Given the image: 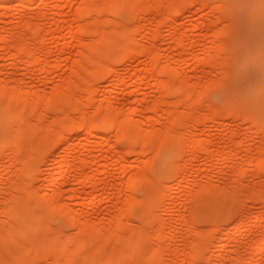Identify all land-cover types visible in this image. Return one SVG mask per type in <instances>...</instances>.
Segmentation results:
<instances>
[{
	"label": "bare ground",
	"instance_id": "1",
	"mask_svg": "<svg viewBox=\"0 0 264 264\" xmlns=\"http://www.w3.org/2000/svg\"><path fill=\"white\" fill-rule=\"evenodd\" d=\"M76 1L77 7L74 9L75 12L72 20L66 24L67 31L63 39L73 38L76 42L77 52L73 57L71 73L63 84L57 85L55 89L49 93L47 98L44 94L34 90H23V88H21L22 79L18 80V83L16 82V84L10 85L9 78H6V80L0 78L1 108L10 111L8 123L14 126L12 127L11 133L12 140H10L15 145L14 152L11 153L15 154V161H17V170L14 168L13 171L16 176L15 180L8 183V186L6 183V186H3L7 187L6 193L8 196L3 199L0 197V264H31L32 260L29 258L34 257L32 254L37 251L39 247L28 242L27 236L30 233L29 230L34 229V231H40V225L49 233L44 236V241H47L46 243L44 242V246L47 248L46 254L44 255L46 263L38 261L39 264H108L109 261H114V264H125L127 262L130 264H141V259L145 258L144 254H146V256L148 255V258L150 256L152 259H155L156 263L162 260V262H164V259H166L164 255L170 254L171 258L167 264H200L197 258V252L200 248L198 241H187L186 247L180 250L176 248L175 245L172 244L175 247L170 245V243H172V236H174L173 233L180 229V224H187L189 226V231L191 228V232H193L195 237L203 236V230L196 227L197 225L193 226L194 224L192 225L191 221L194 216L203 214L211 215L216 219L214 225L210 226H213V228L211 227L212 231L217 233L221 231V225L217 217L231 210H234L237 214L236 221L244 225L248 231L245 242L229 250L226 256L233 259V264H264V235L257 236L258 231L249 227L247 218V211L249 210L248 202L259 204L258 209L260 210L264 208V172L261 169L264 163V124H254V120L252 121L251 116L247 114L248 111L244 112V110L241 109L238 111L240 112L239 114H244L241 115L242 118L240 119L243 122L244 120H250L253 123L252 126L248 125L249 127H247L248 137L242 138L239 129L230 126V122L223 123L219 120L220 117L235 120L238 118L239 114L227 108L218 107L217 109L213 107L214 109L211 110L204 108L196 115L193 109L195 103H201L200 101L207 91L220 84L225 76H229L225 70L226 68L222 70L221 64L224 65L226 61H231L239 56L238 52L234 54L233 51L232 54L226 56H222L224 53L221 54V50L226 44L227 35L238 28V21L233 11H227L223 3L218 2L214 4L212 3L213 0H210L212 2L209 3V6L211 3L213 4L210 7L212 11L216 13L215 18L205 19L200 17L195 20V24L193 25L194 28L199 27L205 22L209 24L207 35H209L210 40L203 50L202 57L198 59L204 60L209 66L215 68L223 78L219 80L199 79L198 81L192 82L178 79L175 69L169 62L160 59L159 52L157 49H153V45L149 47L136 41L134 33H140V31H138L139 27H136V25L130 27L128 24H126L128 26H125V23L123 25L121 21V24L116 26L112 21L113 18H110L108 13L126 9L130 12L131 19L144 18L147 25H143H145L144 28H146L148 24L152 23V20H154V16L150 15V13L155 12V14H159L156 21V30L167 21H172V41L178 48L188 51L185 45L186 34L180 29L178 22L185 5L190 6L196 4L198 8H204L206 7V3L203 0ZM228 1L231 2L230 0ZM30 5L31 0H21L19 10L29 7ZM230 6H232L231 3ZM3 8L5 7L0 5V14ZM100 15L104 17L101 18ZM219 15L220 17L218 18ZM85 17L92 20L86 23L80 22V20ZM222 17L227 20L226 25L220 29L216 28L214 26L215 22ZM63 22H65V20L61 17L57 20V25ZM40 23L41 22L38 20L33 23L25 22L23 24V29L19 32L15 31L8 35H4L3 33L0 34V48L4 46L3 49L7 47L13 50L10 54L11 60L8 63L10 66L15 65L20 59L26 58L27 60L24 65H38V72L48 68L49 61H47V50L42 44L41 39L44 27L41 25L42 23ZM41 29L43 30L41 31ZM156 30L152 33L148 32L153 42L156 38ZM91 33L97 34L96 39H85L83 37V35ZM196 40L197 39H194V41ZM236 45L235 43L233 47L235 48ZM107 46H109V50L106 49ZM61 50H65L63 46ZM112 51L115 53L118 52V56L126 57L129 61V65L141 54L145 55L142 70L139 72L137 78L138 80H142L146 77L154 79L160 94L162 93L161 96H157V98L153 99L147 107L149 113L148 120L139 121L135 119L134 116L140 111L139 104L131 106L128 115L123 114V109L121 107L113 105L112 98L114 95L108 87L117 82L116 72L118 67L111 64L109 61L110 52ZM186 59L187 60L183 61V64L191 65L192 63L188 61V58ZM101 71H107L110 76L109 84L103 91L105 103L103 104V102H100L96 107V111L101 114L105 124L110 127L115 126L117 132L127 135L129 138L140 142L142 145L144 143H151L159 147L169 142L183 144L186 147L185 153L188 152L190 155V157H187L192 161L197 157H201V154H204V156H202L204 158L203 170L205 171L213 167L220 170L222 166L221 161L229 154H232L233 148L238 146L240 151L245 152L242 162L247 168L255 167L254 179L259 181L261 185L255 188H245L241 180H234L228 184L214 185L207 178L201 183L191 181L188 185H183L181 180L177 179L175 181L178 183V188L197 187L195 194L185 200L189 205V216L187 215V217H184L183 215L175 214L174 216L178 219V223L172 222L171 220L166 221L152 209L147 217H142V221L131 220L127 213L128 208L133 203H137L141 200L133 196L131 192V187L135 183L138 184V182L139 184H146L149 192L153 194L157 200L163 196L162 198L165 202L159 204L157 201L156 206L158 204L161 208L160 205L166 203L167 213L170 216L174 214V205L171 201L173 192L176 188H174L173 185L169 186L170 182L169 184L167 183L168 185L166 182H156L151 175L147 173L145 168L149 162L148 158H150V155L147 159H143L141 155H138L133 160L131 159V161L126 160L127 150L119 151V153L114 152L113 150L116 147L113 143L111 145L110 136L107 133H95V139L89 140L90 135L96 130L95 125L92 122H88L90 120L85 122L84 118H79V114H77L79 115L78 118L68 115L62 116V114L60 117H54L50 120V124L47 122L46 124L48 125L46 126H44L45 123H43L46 119V115L44 114L46 110L43 108L55 107L59 110H64L62 111L64 114L68 113L66 112L67 107L65 108L60 105L63 101L66 102L67 105L69 104L72 106L71 111L80 110L82 114L86 113L84 111L88 109L82 108L87 104L83 93L90 90V77ZM165 74L176 79L175 92H178L181 97L182 94H184V98L181 99L180 97V99L178 98L173 101L164 100L163 95L168 90L167 79L165 80L162 77ZM216 93L217 92H212L213 95L211 96H215L214 94ZM258 102V106H260V104L262 106V108L260 106V114H262L264 105L261 103L262 101L260 104ZM165 103H168L169 107L160 114L161 105ZM181 103L187 107V110L181 111L179 109ZM206 106L209 105L206 104ZM233 108L236 107L233 106ZM31 116L34 117L33 120ZM53 116H55V114ZM261 116L264 117L263 115ZM161 117H167L170 121L160 128L152 129L151 126L158 123ZM43 118L44 120L42 122L41 120ZM256 118L255 116L254 119ZM193 119H196L195 124L192 123ZM221 122L225 124H222V126L226 127L223 135L227 139V142H223L224 148L222 151H218V149L214 148V133L208 132L207 137H205L193 131L196 125L199 124H209V126L214 129L218 128ZM72 125L84 127L86 135L84 136L85 142L83 145L86 150L89 143L104 147V149H100V156L107 161L105 168H101L98 163L100 158L99 154L90 156L88 152H84L83 156H74L72 159L69 158V155L74 152L75 147L72 143V135L68 136L65 130ZM28 134L35 135V139L28 137ZM255 135H259L261 140L253 150V143L250 137ZM52 142H55L56 150L61 152L59 156L52 160V163L57 162L58 164L56 165L55 172L49 179L47 193L42 194L36 186H32L28 181V170L25 164L27 159H32L35 157V154L42 153L44 151V146ZM10 149L11 148H9V150ZM135 149L136 148H134V150ZM135 151L136 152L133 153H144L140 150L137 151V149ZM22 152L25 153V158H21ZM50 153L53 154L54 152ZM154 153L155 151L153 154ZM13 154L12 156H14ZM127 161H129V165H132L136 161H140L142 167L138 172L132 170L131 173H129L130 175L126 182V186L123 190H119L123 193L122 195L119 194L120 197L117 200V205L111 211L110 215L107 216L110 217L107 224L101 221L96 223L88 219L81 212L75 210L70 202L64 200L62 186L77 180L83 181L85 184L97 182L96 180L100 173H102L103 176H107L108 166L118 162L125 163ZM52 163H49L45 168L41 169V173L46 174L52 168ZM87 164H90L89 171H86L85 168ZM227 168L238 171V174L241 176L247 172V168H242L237 165L227 166ZM120 170L125 172L124 167ZM176 178L177 177H175V179ZM111 187L115 189L114 186ZM167 187L169 188L167 189ZM68 198H76L77 200L79 194L76 191H72ZM90 203H92V201H90ZM39 206L46 207L52 214L69 223L72 230L69 231V229V232L66 230V233H62L60 230L52 227L40 211ZM29 220L31 223H29ZM206 220L208 219L205 218V222ZM147 223L150 224L151 227L146 228L143 226V224L146 225ZM216 236L213 235L214 239H217L215 243L213 242V251L209 256L205 257L209 264H223L224 254L222 250L227 243L236 239L235 235L230 231L225 232L222 236H219V234ZM179 237L181 241L186 240L183 234ZM173 240L175 239L173 238ZM212 241L210 240L211 243ZM147 252H150V254Z\"/></svg>",
	"mask_w": 264,
	"mask_h": 264
},
{
	"label": "rangeland",
	"instance_id": "2",
	"mask_svg": "<svg viewBox=\"0 0 264 264\" xmlns=\"http://www.w3.org/2000/svg\"><path fill=\"white\" fill-rule=\"evenodd\" d=\"M149 1H153V0H149ZM203 1L206 3V7L204 8H198V5L196 4L190 6L185 5L183 7L181 17L178 22L180 29L184 31L186 34L185 45L188 48V51H184L178 48L176 44L172 41L171 39L172 21H167L165 24L161 25L158 30H156V21L157 18L159 17V14L157 13L155 14V12L150 13V15L154 16V17L152 16L154 20H152V23L148 24L146 28H144L145 25H143V24L147 25L144 18L142 19L141 17L140 19L142 20H140L139 18L133 20L130 18L131 17L130 12L126 9L123 10L120 9L115 12L108 13V16H110V18L111 17L113 18L112 21L116 26L120 25L121 22H123V25L125 23V26L129 25L131 27L136 25V27H139L138 31H140L142 36L140 35L139 32L134 33L136 41L139 42L140 44L149 47H152L153 45V49H157V51L159 52L160 59L162 61L166 60L165 62H169L170 65L175 69L178 79L192 81V82L198 81L199 79L219 80L223 78L221 74L215 68L209 66L204 60L198 59L202 57L203 50L208 44V41L210 40L209 35H207L209 30L208 29L209 24L205 22L197 28H194L193 25L195 24V20L197 18L199 19L200 17L205 19L215 18L216 13L212 11L210 6L213 5L212 3L214 4H217L218 2L223 3L224 8L226 7L225 9L227 11H233V13L235 14L238 21L237 22L238 28H236L234 31H232L227 35L226 44L221 50V54L224 53L222 54V56H226L232 54L233 51L234 54H237L236 52H238L239 56L238 58L235 57V59L231 61L229 60L226 61L224 65L220 63L223 68L222 70L226 68L225 70L227 71L229 76H225L220 84H218L211 90L207 91L203 95L204 97H202V99L203 98L204 99L203 100L201 99L200 101L201 103H195L193 109L195 110L196 115H198L204 108L208 110L214 109L213 107H216L217 109L218 107L227 108L230 111L237 114L240 113L238 111L243 109L244 112L248 111V113L247 112L246 113L251 116L252 121L253 120L255 121L258 118L257 119L258 121L257 120L255 122L253 121L254 124L257 123L264 124V117L261 116V115L264 116L263 114L264 110L263 113L260 114L261 112L260 102L262 101L261 103H263L264 105V0H238V1L230 0L231 2H229L228 0H220V1L213 0V2L210 0H203ZM20 2L21 0H0V5H3L5 7L1 10L2 13L0 14V34L3 33L4 35H8L15 31L19 32L21 29H23V24L25 22L33 23L35 21L37 22V20L40 21L42 23L40 24L44 27V30L41 29V31L43 30L42 32L43 34L41 33L42 44L45 46L47 50V55H48L47 61H49L48 63L50 66L48 65L47 69L40 70L41 72H38V67H39L38 65L37 66L24 65L27 60L26 58H22L15 65L10 66L8 63L11 60L10 54L11 51L13 50L12 49L10 50V48L7 47L5 48L6 49L5 50L3 49L4 47L3 46L0 48V78L4 80H6V78L7 79L9 78L11 80V81L9 80L10 85L12 84L14 85L16 84V82L18 83V80L22 79L21 88H23V90L31 89L36 92L44 94L48 98L49 93H51L57 85L63 84L65 79L71 73V67H72L71 65L73 64V57L77 52V46L73 38L63 39V37L65 36L67 31L66 24L72 20L73 14L75 12L74 9H76L77 7L76 6L77 1L76 0H31V5L29 7L19 10ZM210 2L212 3L209 6ZM230 3L232 6H230ZM61 17L65 20V22L60 23V25H57V20ZM100 17L103 18L104 16L102 17V15H100ZM219 17L220 15L218 16V18ZM89 20L92 19L85 17L81 19L80 22L86 23L89 22ZM226 23L227 20L224 17H222L221 19H217L214 26L220 29L223 28L226 25ZM155 30H156V38L153 42L150 33L148 34V32L152 33ZM86 35H83L85 39L86 38L96 39L97 37L96 36L97 34L94 33L86 34ZM194 39L197 40L194 41ZM235 43L237 45L234 48L233 45H235ZM62 46L64 47L65 50H61ZM106 49L109 50V46H107ZM115 52L114 51L110 52L111 54L109 57L110 63L118 67L116 72L118 80L115 84H111L108 87L109 89H111L114 95L112 98V103L114 106L121 107L123 109L124 115H128L129 113L128 111L131 106L139 104L140 111L134 117L136 120L146 121L149 119V113L147 107L150 105L153 99L157 98V96H161L162 93L160 94V91L158 90L154 79L150 77H146L142 80L140 79L138 80L137 78L139 72H141L142 70L145 55L141 54L140 56H138L139 58L137 57L135 61L130 63L129 65V61L126 57L118 56V52L117 53ZM186 58H188V61L192 63L191 65L183 64V61L187 60ZM108 76L109 73L107 71H101L98 72L96 75H92L90 77V85H89L90 90L83 93L87 104L82 108L88 109L84 111L86 113L82 114L80 110L71 111L72 106H70L69 104L67 105V103L63 101V103H61L60 105L65 108L67 107L66 112H68L69 114L68 113L64 114V112H62L64 110H59L55 107L43 108L44 110H46L44 112V110L42 109L44 114L46 115L45 117L46 119L44 120L43 118L41 121L43 122L44 120L43 123H45L44 126H46L51 123L50 120H52L54 117H60V115L62 114H63L62 116L68 115L75 118H78L80 115L79 118L82 119L84 118L85 122L90 120L88 122H92L95 125L96 130L94 131L93 134L90 135L89 140L95 139V135H94L95 133L96 134L107 133L110 136L111 145L113 143L114 146L116 147L113 150L114 152L119 153V151L121 152L123 150H127L126 160L131 161V159L133 160L138 155H141V158L143 159H147L148 156L150 155V158H148L149 162L147 163L145 168L147 173L151 175V177L156 182L158 183L166 182V184L167 183L169 184L170 182L169 186L173 185V187L176 188L173 192V197L171 201L174 205V212H173L174 214L170 216L167 213L166 203L160 205L161 208L158 206V204L156 206L157 201L159 202V204L165 202L162 198L163 196L161 197L162 199L158 198L157 200V198L149 192L146 184H142V183L139 184L138 182V184L135 183L131 187V192L133 196L140 198L141 200L138 201L137 203H133L128 208L127 213L131 220L134 219L137 221L138 220L142 221L143 220L142 217L143 216L147 217L152 209H154V211L157 212V214L161 215L166 221L171 220L172 222L178 223L179 221L174 216L175 214L176 215L179 214L181 216L183 215L184 217L185 216L187 217V215L189 216L188 213L189 205L185 200L191 195L195 194L197 187L191 186L185 188H181V187L178 188V183L177 181H175L177 179L178 180L180 179L183 185H188L191 181H196L198 183H201L204 180H206V178L209 179L214 185L228 184L234 180H241V183L244 185L245 188H255L261 185L259 181H256L254 179L255 167L247 168V166L242 162L245 156V152L240 151L238 146L233 148L232 154H229L221 161L222 166L220 170L213 167L212 169L205 171L203 170L204 154H201V157H197L194 161H192L191 159H189L190 155L187 152V150H186L187 153H185L186 147L183 144L169 142L166 144H162L159 147H156L151 143H144L142 145L140 142L129 138L127 135L117 132L115 126L110 127L109 125L105 124L104 121L102 120L101 114L96 111V107L100 102L101 103L103 102V104L105 103L103 91L105 87H107L109 84L110 76L109 77ZM162 77L165 80L167 79L166 82L168 87L167 92L164 93L163 95L164 100L173 101V100H177L178 98L180 99L181 95H179L178 92H175L176 83H177L176 79L167 74L163 75ZM212 92L213 93L217 92L216 94H214L215 96H213L214 99L211 96L213 95ZM182 98H184V94H182L181 99ZM257 102L260 104V106H258ZM183 103H181V105L179 106V109L181 111L187 110V107H185ZM206 104L209 106H206ZM233 106H235L236 108H233ZM168 107H169L168 103L162 104L159 113L161 114L162 112L166 111ZM71 112L73 114L74 113L76 114H74L73 116ZM54 114L55 116H53ZM243 114L242 113L239 114L240 117L238 116V118L235 120L230 118L224 119L226 117L224 118L220 117L219 120H221L223 123L230 122V126L240 130L242 138H247L248 137L247 127L252 126L253 123L250 120H244L243 122L240 119L242 118L241 115ZM9 116H10V111L2 109L0 102V197L1 199L8 196L6 193L7 187H3V186H6V184L8 186V183L12 182L16 178L15 173H13V171L14 168L16 169L17 167L16 165L17 161H15L16 160L15 154L11 153L14 152V148H15L14 143L11 141L12 127L14 126L8 123ZM255 116L257 117L256 119H254ZM33 118L34 117L31 116L32 120ZM169 121H170L169 118L161 117L159 122L153 124L151 128L152 129L160 128ZM47 122L48 124H46ZM195 122L196 119H193L192 123L195 124ZM222 122L221 125L219 124L218 128H214L216 130L210 127L209 124H199L196 125L193 131L205 137H207L208 132L214 133L213 134L214 148L218 149V151H222L224 148L223 142H227V139L223 135L224 129L226 127L222 126L223 124ZM41 125L43 126L42 123ZM65 133L68 134V136L72 135L73 137L72 143L74 144L75 147L74 152L69 155L70 159H72L74 156H83L84 152H88L90 156H92L93 154H97V155L99 154L100 156L101 154L100 149L101 148L104 149V147L101 145H94L90 143L87 146V150L85 149L83 143L85 142L84 136L86 135V131L84 130L83 126L72 125L67 130H65ZM27 136L32 139H35L34 137H36L33 134L32 135L28 134ZM250 139L251 142L253 143L252 149L254 150V148H256V146L259 144L261 137L259 135H255V136H251ZM125 145L129 147H126ZM9 148L11 149L9 150ZM134 148H136L137 151L140 150L143 151L144 153L143 154L133 153L136 152L135 151L136 149L134 150ZM43 150L44 151L42 153L35 154L34 158L27 159L26 164L25 162L24 164L28 170V181L30 182V184L32 186H36L37 189H39V191L42 194H45L47 193L49 179L52 176V174L55 172L56 165L58 164L57 162L52 163V160L55 157L59 156V153L61 151L56 150L55 142L45 145ZM154 151L155 153L153 154ZM50 152L52 153L54 152V153L51 154ZM12 154L14 156H12ZM24 155L25 153L22 152L21 158H25ZM46 155L47 157L49 155L50 156L47 158ZM129 161L125 163L118 162L116 164H112L108 166L109 168H108L107 176H103V174L100 173L98 179L96 180L97 182L91 184H85L83 181L77 180V181H71L68 184L62 186L64 200L70 202V204L72 205L73 208H75V210L81 212L88 219H91L96 223L101 221L104 224H107L110 218L107 216L110 215L111 211L117 205L118 203L117 200L120 197V195H122L123 193V192L121 193V191L119 190L120 189L123 190L124 187L126 186V182L130 175L129 173H131L132 170L134 172L136 171L138 172L141 170L142 166L140 161H136L132 165H129L128 163ZM106 162H107L106 159L100 156L98 163L101 168L106 167ZM49 163H52L51 166L52 168L46 174H42L41 169L45 168ZM89 165L90 164H87L88 167L87 166L85 167L86 171H89ZM232 165L234 166L237 165V166H241L242 168H247V172L241 176L240 174H238V171L227 168V166H232ZM122 167H124L125 172L120 170ZM261 169L264 172V163L262 164ZM66 173H67V169H66ZM41 174L43 175V177ZM175 177L177 178L175 179ZM111 186H114L115 189L112 188ZM168 188L169 187H167V189ZM72 191H76L79 194V198L77 200L76 198H71V199L68 198L69 194H71ZM166 200L168 201L167 197ZM90 201H92V203H90ZM248 205H249L248 207L249 210L247 211V218L249 221V227L253 230L258 231L257 236H263L264 208L260 210L258 209L259 204L252 202H248ZM39 209L43 213L45 219L55 229L60 230L62 233L64 232L66 233V230L67 232L72 230V227L69 223L52 214V212H50L46 207L39 206ZM206 215L205 214L196 215L191 219L192 225L194 224L193 226L197 225L196 227H199L200 229L203 230L204 232L203 236L195 237L193 235V232H191V228L189 231V226L187 224H180V229L176 230L177 232L175 231L173 233L174 236H172V241H171L172 243H170V245L173 244L176 246V248L181 250V248L183 249L186 247L187 241L196 240L200 245V248L197 252V258L199 263L209 264L205 257L211 254V252L213 251V242L215 243V241H217V239H214L213 235L216 236L219 234V236H222L225 232L230 231L233 235H235L236 239L227 243L225 248L222 250V253L224 254L223 264H233V259L226 255L229 250L245 242L246 234L248 230L244 227V225H241L236 221L237 214L234 210H231L222 213L217 217L221 225V231L223 233L221 231L214 233L212 231L213 226L210 225H214V221L216 219H214V217H212L211 215H207V216ZM205 218L208 219L206 220V222H205ZM29 223H31L30 220ZM143 226L146 228L151 227V225L148 223L146 225L143 224ZM39 230L40 231H34V229L29 230L30 233L27 236L28 242L32 243L34 246L39 247L37 251L33 252L32 256L34 257L29 258L32 260L31 264L34 263L36 264L38 261H43V263L45 262L44 255L46 254L47 248L44 245L47 241H44V236L47 235V233L49 232L44 230L41 225ZM181 233L185 235L186 240H182V241L180 240L179 236L182 235ZM190 236L191 238L192 237L193 238L191 239ZM173 238L175 240H173ZM210 240L211 241L214 240V241H212L211 243ZM147 253L150 254V252ZM147 256L146 254H144L145 258L141 259V264H164V263L167 264L169 262V259L171 258L170 254L164 255L166 256L167 260L164 259L165 258L164 257L163 258L164 262H162L163 261L162 260L161 262L156 263L155 259H152L150 256L148 258ZM114 263H115L114 261L108 262V264H114ZM37 264H39V262ZM125 264H130V263L127 262Z\"/></svg>",
	"mask_w": 264,
	"mask_h": 264
}]
</instances>
